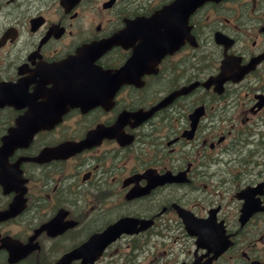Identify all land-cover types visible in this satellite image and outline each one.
<instances>
[{
  "label": "flooded vegetation",
  "instance_id": "af4514ba",
  "mask_svg": "<svg viewBox=\"0 0 264 264\" xmlns=\"http://www.w3.org/2000/svg\"><path fill=\"white\" fill-rule=\"evenodd\" d=\"M0 264H264V0H0Z\"/></svg>",
  "mask_w": 264,
  "mask_h": 264
}]
</instances>
